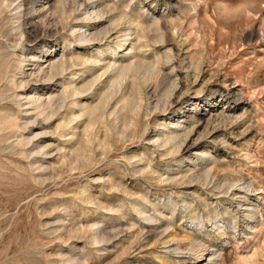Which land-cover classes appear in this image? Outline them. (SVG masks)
I'll use <instances>...</instances> for the list:
<instances>
[{"label": "rangeland", "instance_id": "rangeland-1", "mask_svg": "<svg viewBox=\"0 0 264 264\" xmlns=\"http://www.w3.org/2000/svg\"><path fill=\"white\" fill-rule=\"evenodd\" d=\"M0 264H264V0H0Z\"/></svg>", "mask_w": 264, "mask_h": 264}, {"label": "bare ground", "instance_id": "bare-ground-1", "mask_svg": "<svg viewBox=\"0 0 264 264\" xmlns=\"http://www.w3.org/2000/svg\"><path fill=\"white\" fill-rule=\"evenodd\" d=\"M98 15V14H97ZM98 17H99V15H98ZM84 34V33H83ZM121 34H122V32H121ZM127 34L128 33H126V34H124V35H121V36H127ZM80 36H81V34H80ZM85 38V37H84ZM92 39V38H91ZM118 46H122L120 43H118ZM112 53H115L114 55H113V57H114V59H112V60H110L109 62H108V64H107V68H106V71L105 72H108L109 70H110V68H113V69H116V66H117V63L119 62V61H121V63H122V60H120V59H117V52L114 50ZM75 58V57H74ZM85 58V57H84ZM82 59H70L67 63L69 64V68L70 67H75V66H77V65H86V63H87V61H81ZM98 60V59H97ZM140 60V59H139ZM97 62H99V61H95L94 62V64H96ZM67 63H65V65L64 64H61V65H54L53 66V71H51V73H49V75H48V78L49 79H52L54 76H56V75H58V74H60V73H64V71L65 70H67L68 68V65H66ZM89 63V62H88ZM92 63V62H91ZM89 66V65H88ZM95 66H97V65H95ZM119 66V65H118ZM91 67V66H90ZM87 68H89V67H87ZM112 69V70H113ZM120 71H128V70H131V69H133V67H132V65L131 64H128V65H121V66H119V68H118ZM84 72V71H83ZM75 75V74H74ZM101 75V74H100ZM101 78V76H99L98 78H96V80H99ZM93 81V80H92ZM71 82V81H70ZM82 82V81H81ZM73 83V82H72ZM89 84V83H88ZM70 85H71V83H70ZM95 85V84H94ZM92 86V84H89L88 86H77L76 84H74V85H72L71 87H70V89L68 90L67 89V91H66V93H68V95L65 97L66 99H67V97H69V95L72 97V96H77V95H80L81 93H83L88 87H91ZM87 87V88H86ZM87 91V90H86ZM81 96V95H80ZM128 97V96H127ZM133 97V96H132ZM65 98H63L64 100H65ZM81 98V97H80ZM80 98H79V100H80ZM108 97L107 96H105V95H103L102 96V98H101V100L97 103V104H95V105H90V106H86V105H82V107L84 106V108H82L81 106V108L83 109L82 111H83V113L82 114H79V115H73V117H69V118H66L65 120H64V125L65 126H69L74 120H76V119H78L80 116H82V115H87L88 114V116H89V123L87 124L86 123V125H87V127H86V129H85V131H87L88 133L91 131V130H93L94 129V127H95V124L97 123V122H99L100 120H103V118L104 117H106V115H107V112H108V109H110V108H108L109 106H113L114 108H113V110L110 112L111 114H113V113H118V109H117V105H115L114 106V104H112V100H109L108 101V99H107ZM134 98V97H133ZM133 98H131V97H129V98H127L126 99V101L127 102H125L127 105L128 104H130V103H133ZM74 99V98H73ZM72 99V100H73ZM123 100V99H122ZM121 100V101H122ZM63 101V100H62ZM115 102V101H114ZM61 103V102H60ZM64 103V102H63ZM79 103V102H78ZM77 103V104H78ZM135 104V103H134ZM63 105V104H62ZM75 105V104H74ZM80 105V104H79ZM78 105V106H79ZM70 107V106H69ZM49 114V113H48ZM51 114V113H50ZM49 114V115H50ZM53 114V113H52ZM69 115V114H68ZM72 115V114H71ZM50 117V116H49ZM48 117V118H49ZM87 119H86V121H87ZM77 121V120H76ZM79 122V121H78ZM77 122V123H78ZM79 126V125H78ZM73 128H75V127H73ZM71 129V128H70ZM68 130V129H67ZM71 130H73V129H71ZM65 131V130H64ZM63 131V132H64ZM75 131V130H74ZM67 132V131H66ZM72 133H73V131H72ZM77 133V132H76ZM62 134V133H61ZM70 134V133H69ZM85 134H87V133H85ZM74 136V135H73Z\"/></svg>", "mask_w": 264, "mask_h": 264}]
</instances>
